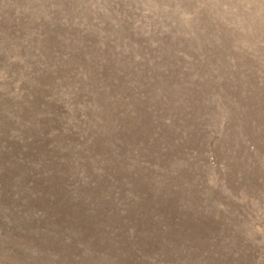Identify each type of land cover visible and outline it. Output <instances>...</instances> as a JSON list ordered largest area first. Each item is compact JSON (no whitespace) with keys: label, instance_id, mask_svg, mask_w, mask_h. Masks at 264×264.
<instances>
[{"label":"rangeland","instance_id":"rangeland-1","mask_svg":"<svg viewBox=\"0 0 264 264\" xmlns=\"http://www.w3.org/2000/svg\"><path fill=\"white\" fill-rule=\"evenodd\" d=\"M0 264H264V0H0Z\"/></svg>","mask_w":264,"mask_h":264}]
</instances>
